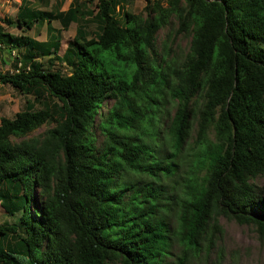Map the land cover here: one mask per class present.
<instances>
[{
  "label": "trees",
  "instance_id": "trees-1",
  "mask_svg": "<svg viewBox=\"0 0 264 264\" xmlns=\"http://www.w3.org/2000/svg\"><path fill=\"white\" fill-rule=\"evenodd\" d=\"M125 1L83 0L96 31L76 26L59 57L58 36L0 29V50L25 49L0 83L40 104L0 117V264H221L219 215L264 238V0H146L143 16ZM80 7L21 2L14 24L66 28ZM169 16L190 36L182 57L155 49Z\"/></svg>",
  "mask_w": 264,
  "mask_h": 264
},
{
  "label": "rangeland",
  "instance_id": "rangeland-1",
  "mask_svg": "<svg viewBox=\"0 0 264 264\" xmlns=\"http://www.w3.org/2000/svg\"><path fill=\"white\" fill-rule=\"evenodd\" d=\"M71 0H0V29L4 33H8L11 36L25 35L36 41L46 42L47 48L50 47L54 37H59V46L56 55L59 57L63 51L69 48V44L73 39L75 27L80 25L83 27L86 37L92 36V32L96 31V22L89 16V12L95 11L96 8L88 3H84L83 0H77L81 5L80 9L88 11L83 13L75 23H70L66 28H62L58 21L51 20L49 24L46 22L35 23L28 30H19L15 24V12L18 5L22 2L26 6L38 9L41 11H52L54 7L58 6L60 10H65ZM155 1L162 5L167 6L168 0H150ZM146 4V0H127L122 3L123 9L132 14H145L143 10ZM6 20H10L11 24H8ZM177 28V22L173 16H169L168 22L162 26L156 33L155 49L160 53L162 50H168L170 54L178 57H182L185 51L188 49L190 36L186 33H175ZM0 30V31H1ZM18 51L19 58L16 61V67L19 69L21 65H24L25 61L20 59V54L24 53L23 47L19 49H12L8 51L0 50V73L6 71H13V59L14 55ZM39 60L43 64L47 59L54 63V66H58L57 61L53 59L52 54L37 53ZM28 100L32 104V109H38L40 104L33 99L31 95H23L16 89L12 88L8 84L0 83V117L12 118L13 115L25 108V101ZM111 101L108 100V104ZM197 102H195L196 104ZM195 104H192V100L189 102V108H192ZM198 104L200 100H198ZM103 107L100 111H104ZM173 109L170 110L172 115ZM192 116H190L191 118ZM47 120L38 128L27 134V136H40L43 131L54 125V119ZM197 129L196 119H192V126L190 131V145H194L195 132ZM206 137L209 141L213 140V132L211 129L206 131ZM13 142H17L19 138L12 137ZM100 137L97 135V141ZM199 145L195 146V150ZM185 154V153H184ZM183 154V155H184ZM251 182L264 191V176L258 175L251 179ZM217 222L222 228L217 246L222 248L223 259L221 264H264V238H262L255 230L253 225L237 223L232 218H228L222 215L217 216ZM3 222H11V217L7 215L3 208L0 206V224ZM216 246V247H217ZM213 251V250H212ZM213 255V252H211Z\"/></svg>",
  "mask_w": 264,
  "mask_h": 264
}]
</instances>
